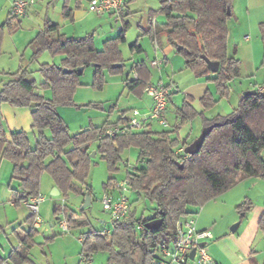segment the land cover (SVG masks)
<instances>
[{
  "label": "trees",
  "instance_id": "1",
  "mask_svg": "<svg viewBox=\"0 0 264 264\" xmlns=\"http://www.w3.org/2000/svg\"><path fill=\"white\" fill-rule=\"evenodd\" d=\"M158 1L159 7L151 10L150 15L161 13L164 22L160 23L154 35L162 33L174 51L183 57L184 67L195 77H207L213 83L217 98H227L229 82L240 72L239 60L227 51L226 21L231 14L232 0ZM62 16L72 18V11L66 4L62 6ZM20 26V17L9 11L4 22L0 23V54L4 33L11 34ZM128 26V22H122L118 33L104 40L102 47L97 49L92 33L80 37L67 36L59 32L57 23L44 20L29 45L33 47V60L44 51L51 56L61 55L58 62H44L38 67L43 77L39 88L49 89L50 96L39 94L35 81L28 77L27 67H19L9 74L11 78L0 87V103L31 108L30 127L34 140L31 142L27 131L22 129L13 130L8 136L0 129V158L13 164L9 189L13 205H19L39 192L43 173L49 175L61 197L67 198L72 194L91 197L92 186L87 178L90 166L96 162L94 158L104 160L108 171L112 172L118 170L123 151L136 148V164L127 168L125 173L131 194L136 196L129 202L128 215L121 220H111L108 232L94 228L82 232L81 253L86 261L97 252H105L104 264H158V245L161 241L169 243L175 239V224L179 218L196 213L199 206L243 178L260 177L264 180V159L261 156L264 147V96L261 91L241 93L236 107L229 114L208 118L205 112L216 105L217 98L206 89L199 98L200 110L193 107L190 98L183 99L175 110L176 125L160 126L161 129L154 130L147 124L141 130L107 134V129L127 122L128 117L122 112L113 122L106 120L100 125L89 124L70 132L57 110L58 106L73 104L75 88L87 67L93 68L92 86L101 88L104 70L114 71L123 65L119 44L125 42ZM259 29L264 38V20L259 23ZM129 49L142 50L136 41L129 45ZM201 55L217 61L218 70L211 72ZM78 67H83V71L78 72ZM149 79L150 73L140 61L132 65L123 80V87L128 93L139 96ZM96 105L102 107L101 104ZM196 117L200 118L202 127L214 122L220 125L213 127L205 136L197 153L179 158L174 153L175 149L181 145L185 147L187 142H180L178 129ZM93 150L95 156L91 157ZM115 183L116 178L109 176L103 184L104 191L112 190ZM142 195L156 204L151 217L135 216L132 203ZM251 206L249 199L236 206L240 213L239 221ZM58 211V206L54 205V214ZM63 213L69 227L77 224L71 214ZM158 217L163 218L159 229L145 227L148 220ZM27 220L30 224L27 230L13 229L19 244L9 251L7 257H0V264L6 259L12 264L32 263L28 252L35 244L34 236L38 230L33 226V214L30 213ZM138 223H142V229L136 228ZM257 225L258 230L264 232V212ZM2 230L0 225V232ZM52 239L53 236L48 237L47 241ZM249 264L257 262L250 256Z\"/></svg>",
  "mask_w": 264,
  "mask_h": 264
},
{
  "label": "rangeland",
  "instance_id": "2",
  "mask_svg": "<svg viewBox=\"0 0 264 264\" xmlns=\"http://www.w3.org/2000/svg\"><path fill=\"white\" fill-rule=\"evenodd\" d=\"M74 1L75 0H72V3ZM127 1L129 9L127 20L129 26L126 36L128 41L132 42L137 39L139 44L143 43L144 45L148 44L150 46V38L154 37V33H151L150 36L149 32H146L143 29L149 27V21H152L153 25L156 23L157 28H159L160 21L164 20V16L161 13L156 12L153 13V15H150L151 10L155 11L159 7V1ZM82 3L86 4L85 1ZM61 4L62 0H60V2L57 4V12L53 10L55 3L53 2L51 4L49 15L53 17V20L56 19L55 16L58 14ZM9 7L8 0H0V23L5 20L8 10L10 11ZM31 20L34 23L36 18L33 16L31 17ZM262 20H264L263 0L231 1V14L228 16L226 21L228 29L227 51L229 54L233 55L239 60L240 72L237 77L231 80L228 97H224L227 99L226 101L230 103L235 101L238 93L255 89L259 85L264 86V38H262L259 29V23ZM111 21L114 28V19L112 18ZM28 23L29 21H26V18L23 17L21 19V26L19 30H22L24 33H26V25H28ZM245 35L248 36L247 39H244ZM158 37L159 41H164L165 39V36L162 33H158ZM98 39L99 33L95 34V41H97L96 45L100 47L99 45L101 44V40ZM120 47L122 48L123 52V65L114 71L104 70V83L101 88H94L92 86L93 68L89 66L84 69L80 76V84L76 86L74 91L73 104L58 106L57 110L64 118L70 132L74 133L81 128L88 126L89 124H100L106 119H115V117L118 115V110L116 107L123 106L125 103H127V101L130 102L133 100V97L129 96L127 90L123 87L122 81L127 73H129L133 65L131 60L132 57H138L140 59L145 55L143 51H130L126 44L121 45ZM3 48L4 53L1 54L0 57V79L5 80V77L9 75L10 72L12 73L17 71L19 67H27L29 71L28 77L35 81L38 88L41 81L43 80L41 73L38 71L39 64L44 62H58L61 57V55L51 56L48 51H44L38 55L36 60H33V47H28L27 49L25 47L24 50H21L20 53H17L7 38ZM21 56L23 57V61L21 60ZM19 61H22L21 65L18 64ZM157 69H159V67H153V79L155 81ZM165 76L167 77V75ZM166 79L163 80L165 83H171L174 86L173 88L178 86L180 89L179 92L175 93L177 94V97L172 99L174 103L172 104L169 102L168 106L167 121L168 125L172 126L174 125L173 123L174 116L176 115V106L180 103L178 99L181 97V101H183L185 98L182 88L187 83L195 80L196 78L194 75H192V72L189 69H185V71L178 75L174 80L176 83L172 80L167 81ZM43 90H45L46 95L49 96V89ZM174 91L175 90H172L170 95H172ZM192 101L193 106L200 110L201 105L199 104V101L196 99ZM96 104H101L102 107H97ZM216 111H222V101L218 102L217 106L213 107L209 112H205V114L211 117ZM192 123V125L195 126V129L196 126L198 127L195 132L197 134H193V137L195 138L200 133L202 128V126H200V118H194ZM2 124L3 126L0 124V129H3V127L7 130L9 129L5 120ZM26 131L30 136L31 142H33L34 138L31 127L29 126ZM191 139L187 142V144L193 140ZM136 156V148L131 147L125 149L122 153V160L118 164V170L112 172L108 171L106 162L104 160L95 157L94 160L96 162L92 163L90 166L87 178V182L92 186V195L90 197V203L85 207H82L84 198H81L77 195L72 194L67 198H63L61 196H51L50 192L47 190L48 185L46 184L50 181V177L47 173L42 174L41 182L44 200L39 204L38 215L41 219L40 228L38 229V232L34 238L35 244L30 249L28 254L33 264L105 263L107 254L102 251L93 254L86 261H82L81 258L84 257V255L81 253V242L79 237L82 232H85L90 228L103 231L111 229L112 222L110 216L108 213L102 210L100 201L104 192L103 184L109 176H114L116 178V182L124 179L126 169L133 166V164H136ZM261 156L264 159V147L261 150ZM262 191H264V180L258 186L252 189L251 192H249L253 198L252 200L255 199L257 202L264 201L262 200L263 197L261 196ZM243 195L244 194L242 191L239 192V194L232 191L231 193H226L225 195L220 194L214 198L216 199L217 206L219 207L217 212L223 215V218H225V224L229 219H231L232 216L237 217L236 220L228 225L229 230L232 224L239 221L240 215L233 203H242L244 201ZM135 197V195H132V198ZM54 205H57L59 208L58 214H54L53 212ZM203 205L197 208V219L203 217V219H206V215L204 213L202 214L201 211ZM133 206L135 208L136 217H151L156 210L155 202L149 200L143 195L138 197L137 200L132 203V207ZM64 211L66 215L71 214L77 223L76 225L70 226L66 231L62 230L59 225L60 220L66 221L63 213ZM244 219L245 217L242 219V224L245 222ZM53 235H55L54 239L56 240L52 243L51 241H47V238ZM16 241V236L13 234L11 227L4 224V229L0 232V253L3 250L9 249L12 245L15 246ZM261 247L262 244L260 243L259 249Z\"/></svg>",
  "mask_w": 264,
  "mask_h": 264
},
{
  "label": "crops",
  "instance_id": "3",
  "mask_svg": "<svg viewBox=\"0 0 264 264\" xmlns=\"http://www.w3.org/2000/svg\"><path fill=\"white\" fill-rule=\"evenodd\" d=\"M84 1L86 4L82 3ZM8 2L10 6L12 0H8ZM53 2L55 3V7L53 10L57 12L56 10L57 4L60 2V0H34V2L31 5H29L26 8L25 13L19 16L20 19L24 17L26 18V21H29L28 25H26V33H24L22 30H19V28L11 34H8L7 32H5L3 39H2L1 54L4 53L3 47L5 44L6 38L10 41L13 49L17 53H20V51L24 50L25 47L26 49L30 47L29 43L36 36L38 31L42 27L45 19H48L53 23H57L59 25V32L64 33L67 36L80 37V36L85 35L86 33H92L94 46L96 45V42H97L95 41V34L99 33L98 40H101L100 42L101 44L99 45L100 47H98L97 45H96L97 47L95 46L97 49H100L102 47V43L104 40L112 38L118 33L122 22L124 21L128 22L127 15L129 14V9H128L127 0H125L126 2L125 10L120 12L117 15L113 13H108V12L104 14H96L94 12L95 13L94 14L92 11L88 9V0H75L73 3H72V0H62V4L59 7V12L55 16L56 18L54 19L55 21L52 19L53 17L49 15L50 7ZM64 4H66L68 8L71 9L72 11L71 19H65L62 16V6ZM33 16L36 18V21L34 23L31 20V17ZM112 18L114 19V23H115L114 28H113L112 21H111ZM149 22H150L149 27L143 30L146 32H149L151 36V33H154L157 30V26H156V23H154L153 25L152 21H149ZM163 22L164 20L160 21V23H163ZM126 34H125V42L119 44V49L121 53H123L122 48L120 47L121 45L126 44L127 47L129 48V45L132 42L134 41H136L137 43L139 42L137 39H135L132 42L128 41ZM150 39H151L150 46L148 44H146L148 45L146 46L143 43H140V44L138 43L140 47L142 48L141 51L144 52L145 56L140 59L138 57L131 56L132 64L143 61L145 67L150 73V79L148 80V82H152V83L158 82V81L164 82L163 80H165L166 78H169V79H166L167 81L172 80L173 82H175L174 80L176 79V77L182 74L183 71H185L186 69L184 67L183 57L174 51V48L170 45V43L167 41L166 38L164 39V41H159L158 35L156 36L154 35V37ZM1 54H0V57H1ZM152 58H158L162 60V63L160 64L159 69L156 70V81L153 79V76H154L153 67L154 66L150 65V60ZM21 60L23 61L22 56H21ZM22 61H19L18 64L21 65ZM165 75H167V77ZM6 77H5V80L0 79V87L4 81L11 78L9 75H7ZM195 78H196L195 80L190 81L182 88V90L184 91L183 94L185 95V97L191 99V104L193 103L192 100L196 99L199 101V98L202 96V94L204 93L206 89L210 90L214 94L213 83L210 80H208L207 77H195ZM229 84H231V80ZM173 89L175 91L169 97V101L167 105V112H168L169 102L172 104L174 103L172 99L173 98L175 99V97H177V94L175 93L179 92L180 90L178 86ZM254 90L263 91L264 86L259 85ZM37 91L39 92V94L45 97L50 96V93H49V96H47L45 93V90H43L42 88H38ZM241 93H238L233 103L226 101L227 99H225L224 97L217 98V95L214 94V98H217V103L222 101V111L220 112L216 111L215 114L212 115L211 117L205 114L206 117L212 118L213 116L217 114H221V115L229 114L233 110V108L236 107ZM128 94L129 96L133 97V100H131L130 102L127 101V103H125L123 106L116 107V109L118 110V115L113 120L106 119L107 121L113 122L117 120L122 114V112H124V116L129 117L132 110L137 109L141 113H145L150 109L152 101L148 95H146L143 92L139 96H135L130 93ZM178 100L180 103L179 105L176 106V108L179 107L182 102L181 97ZM217 103L215 106H217ZM210 110L206 112H209ZM30 113H31V108L29 106L19 107V106H11L6 102L0 103V124L3 126L2 123L5 120L9 128L7 130L6 128L3 127L6 135L8 136L9 133L13 130L22 129L26 131L29 128V126H31V123H32V118H31ZM167 115L168 114L166 113V119H167ZM106 120H103L100 124H102ZM192 120H188L184 122L182 125H180L178 129L177 135H178L180 142L182 143L188 142L193 137V134H197L195 132L198 127L196 126V129H195V126L192 125L193 124ZM100 124H93V125H100ZM173 124L174 125L178 124V119L176 115L174 116ZM200 126H202L201 120H200ZM148 127L154 130L161 129L160 125L155 121L149 122ZM12 169H13V164L9 160L0 158V225H2L3 229H4V224L11 227L12 232L15 235V232L13 231L14 228L19 227L24 230L25 229L27 230L29 228L30 224L27 220V217L30 215V211L22 202L19 205H13V202L11 200V192L9 189V185L11 183ZM41 181H42V176H41ZM41 181H40L39 192L43 194ZM262 181L263 180L260 177H246L240 180L239 182H237L236 184H234L227 191L222 193L223 195H225L226 193H231L232 191H234V193L236 192L239 194V192L242 191V193L244 194L243 199L249 198L252 201V206L250 210L248 211V213H246V216L244 219L245 222H243L242 224V221H240L237 229L234 232L228 229V225L234 220H236L237 217L232 216L231 219H229L225 224V218H223V215L221 213L217 212L219 207L217 206L216 199H211L202 206L201 211H202V214L204 213L206 215V216L204 215L206 219H203L204 217L197 219V216L195 214L197 229L209 230L212 233V238L206 239L205 241L207 252L210 256V262L208 264H249L250 256L254 258L257 264H261L263 262L264 242L262 241H264V232L258 230L257 224H258V220L261 214L264 212V201L257 202V200L255 199L252 200L253 198L251 197L249 193L251 192L252 189L258 186ZM46 184L48 185L47 190L49 192L55 186L51 179ZM57 196H60L59 193ZM261 196L263 197L262 200H264V191H262ZM131 198H132V194L130 195V200ZM239 204L240 203H237V202L233 203L234 207H236ZM35 228H37L38 230L40 228V225ZM109 230H106V232H108ZM54 237L55 235H53V239L51 240V243L56 240L54 239ZM79 240H80V237H79ZM260 243L262 244V247L259 249ZM18 244H19V241L17 239L15 246L12 245L7 250L2 249L3 251L0 253V257H4V258L7 257L9 251L12 248L18 246ZM1 264H12V263L8 259H6ZM24 264H33V263H24ZM186 264H197V262L195 259H190Z\"/></svg>",
  "mask_w": 264,
  "mask_h": 264
},
{
  "label": "built area",
  "instance_id": "4",
  "mask_svg": "<svg viewBox=\"0 0 264 264\" xmlns=\"http://www.w3.org/2000/svg\"><path fill=\"white\" fill-rule=\"evenodd\" d=\"M34 0H12L10 5V12L13 15L20 16L24 14L26 8L31 5ZM125 8V0H89L88 9L96 14L113 13L119 14ZM248 36L245 35L244 39ZM162 60L152 58L150 65L159 67ZM134 77L136 75L134 74ZM171 83H163L158 81L156 83L147 82L143 93L151 98L152 104L150 109L141 113L139 110H132L128 120L125 124L109 128L106 133L113 135L115 133H124L127 130H141L151 121L157 122L162 127H168L166 119L168 97L173 89ZM175 155L179 158L188 156L184 152V146H178L175 149ZM130 195L131 190L128 186L126 178L117 181L112 190L104 191L100 199L102 210L109 214L111 220H121L128 215L130 209ZM44 200V195L41 192L25 199L22 203L29 209L30 213L34 215L33 226L38 227L41 219L38 215L39 204ZM196 213H191L179 218L175 224V239L169 243L161 241L158 245L159 258L158 264H186L190 258V252L195 249L194 258L197 264H208L210 256L207 252L205 244L206 239L212 238V233L209 230L197 229L196 227ZM60 227L66 231L69 225L66 221L60 220ZM137 229H142V223L136 225ZM82 261L85 257L81 258Z\"/></svg>",
  "mask_w": 264,
  "mask_h": 264
},
{
  "label": "water",
  "instance_id": "5",
  "mask_svg": "<svg viewBox=\"0 0 264 264\" xmlns=\"http://www.w3.org/2000/svg\"><path fill=\"white\" fill-rule=\"evenodd\" d=\"M228 13H229V11H228ZM201 57L204 59L205 64L207 65L208 69L211 72H216L218 70L219 63L217 61H211L205 55H201ZM115 65H118V64H114V66ZM64 71H69V70L64 69ZM77 71L78 72H82L83 71V67H78ZM255 93H256V90H254V89L246 90V91L243 92L244 95H246V94H255ZM261 94L264 96V91H261ZM219 125H220L219 122H214V123L209 124L207 126H203L201 128L200 133L189 144H187L184 147V152L187 153V154H190V155L197 153L199 151L202 143H203V140H204L205 136L210 132V130L213 127H216V126H219ZM94 156H95V151L93 150L92 153H91V157H94ZM58 193H59V190H58V188L56 186H54L52 188V190L50 191V195L51 196H57ZM89 203H90V197H89L88 194H86L84 196V203H83L82 207H85ZM162 222H163V218L162 217L152 218V219L148 220L145 223V227L148 228V229L157 230V229L160 228ZM239 223H240V221H237L234 224H232V226L230 227V231L234 232L237 229ZM194 252H195V249H192L191 252H190V255H189L190 259L194 258Z\"/></svg>",
  "mask_w": 264,
  "mask_h": 264
}]
</instances>
